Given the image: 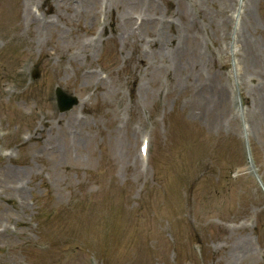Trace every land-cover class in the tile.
Returning a JSON list of instances; mask_svg holds the SVG:
<instances>
[{"label":"rangeland","instance_id":"obj_1","mask_svg":"<svg viewBox=\"0 0 264 264\" xmlns=\"http://www.w3.org/2000/svg\"><path fill=\"white\" fill-rule=\"evenodd\" d=\"M263 95L264 0H0V264H264Z\"/></svg>","mask_w":264,"mask_h":264},{"label":"bare ground","instance_id":"obj_2","mask_svg":"<svg viewBox=\"0 0 264 264\" xmlns=\"http://www.w3.org/2000/svg\"><path fill=\"white\" fill-rule=\"evenodd\" d=\"M224 1H226V0H224ZM193 3H195V2H193ZM202 4H203V1H202ZM223 21L226 22L227 21L226 18H223ZM243 34H244V29L243 28H241V30L239 29V33H238L237 36L241 38L242 37L241 35H243ZM253 39H254V42L256 44H258V47H260L258 39L257 38H253ZM169 43H170L169 42V39H166L165 41H163L161 43V46L158 48L159 49V52H160V57H163V56H161V54H162V52H165V50L168 48L167 45ZM207 43H209V42H207ZM181 47H182V42L176 48H174V49H172L170 51L168 50L169 51V54L172 57V59L174 60L176 66H178L179 64H182V61H181V57H182L181 56V53L184 51V48L183 47L181 48ZM231 47H232V49H231ZM229 52H230L229 53L230 55L235 54L234 53V50H233L232 44H231V46H229ZM169 54H167V55H169ZM190 56H192L193 59H197L198 58V56L194 54V50L190 53L189 57ZM189 57H187V58H189ZM244 57H245L246 65H248V63H250V62H253V64H256V62L252 59V57H254V56H251L250 53H249V51H248V49H246V48L244 50ZM257 68H258V66H257ZM235 70H237V72H241V70H242L240 64H238L237 62H236V65H235ZM254 70H256V69H254ZM254 77H255V74L254 75H251V76H248L247 79H254ZM212 79L213 80H217L218 83L221 86L219 88V90H217V88L215 86H212V88L214 89L215 106H217V108H219V109H220V107H222L221 109H223V108L226 109V105H228V102H229V105L232 102V99L230 98L231 95H230L229 91H228V95H227L226 91L224 90V87L222 86L221 79L219 78L218 75L215 74ZM253 88L254 89L261 88V85L258 84L256 86H253ZM238 89L240 90V94H242L241 93L240 86H239ZM228 97H229V99H228ZM260 104H261L260 112H261L262 117L264 118V95L260 97ZM254 169H256V171H257V168L256 167H254ZM248 243H249V241L247 239H241L240 244L244 248H246V250L249 249L248 248Z\"/></svg>","mask_w":264,"mask_h":264},{"label":"water","instance_id":"obj_3","mask_svg":"<svg viewBox=\"0 0 264 264\" xmlns=\"http://www.w3.org/2000/svg\"><path fill=\"white\" fill-rule=\"evenodd\" d=\"M58 103L61 109L68 108L72 103V98L67 97L63 92L58 91Z\"/></svg>","mask_w":264,"mask_h":264}]
</instances>
